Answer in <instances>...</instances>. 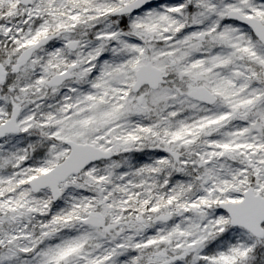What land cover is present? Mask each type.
I'll list each match as a JSON object with an SVG mask.
<instances>
[{
    "label": "snow or ice",
    "instance_id": "snow-or-ice-1",
    "mask_svg": "<svg viewBox=\"0 0 264 264\" xmlns=\"http://www.w3.org/2000/svg\"><path fill=\"white\" fill-rule=\"evenodd\" d=\"M0 264H264V0H0Z\"/></svg>",
    "mask_w": 264,
    "mask_h": 264
}]
</instances>
